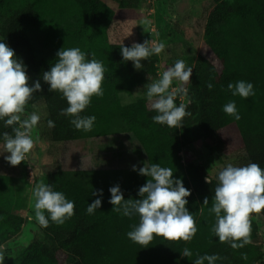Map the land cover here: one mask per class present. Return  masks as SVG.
<instances>
[{
    "label": "trees",
    "instance_id": "16d2710c",
    "mask_svg": "<svg viewBox=\"0 0 264 264\" xmlns=\"http://www.w3.org/2000/svg\"><path fill=\"white\" fill-rule=\"evenodd\" d=\"M138 0H121L112 9L103 0H0V38L11 47L26 65L29 84L39 80L43 91L33 94L29 105L41 103L46 112V129L41 136L50 142H67L130 133L141 146L148 166L158 163L171 168L174 179H182L191 192L186 207L194 217L196 232L189 242H169L155 237L146 248L133 243L127 233L139 223V216H123L112 212L108 201L109 188L119 185L125 199H139V188L148 177L138 171L55 170L41 175L40 182L51 184L74 201V215L61 225L49 220L41 227L43 240L31 241L23 250L18 264H194L204 255H218L215 264H264V251L257 243L259 228L251 217H257L264 227V212L253 213L251 243L233 249L221 243L211 231L216 217L210 213L218 181L205 182L207 170L192 162L184 174L178 172L181 137L196 123L204 133L212 152L231 154L243 151L245 160L264 169V0H217L211 10L200 56L193 68L187 88V111L181 128H169L153 122L157 115L146 99L123 104L119 95L149 84L155 77L151 56L136 70L131 61H124L121 47L113 44L107 31L114 20L135 17ZM78 47L91 60L103 62V97L93 96L81 116H95L91 131L76 130L71 117L60 115L67 101L59 92H49L42 74L50 70L62 48ZM238 81L254 85V96L247 99L233 96L228 84ZM213 85L209 90L207 84ZM235 102L240 115L235 120L223 112V106ZM181 104L176 99V105ZM55 126L50 128L48 121ZM18 126V125H17ZM12 132L0 121L2 134ZM142 168V167H140ZM139 169V168H137ZM11 181L0 176V246L19 234L25 217L21 215L22 201L7 202L12 193ZM103 190L102 197L92 192ZM209 199L203 205L204 198ZM100 198L101 207L87 214V207ZM223 214V213H222ZM47 216V213H45ZM239 243V242H237ZM184 248L192 252L181 255ZM204 264H208L207 261Z\"/></svg>",
    "mask_w": 264,
    "mask_h": 264
},
{
    "label": "clouds",
    "instance_id": "9594fccd",
    "mask_svg": "<svg viewBox=\"0 0 264 264\" xmlns=\"http://www.w3.org/2000/svg\"><path fill=\"white\" fill-rule=\"evenodd\" d=\"M164 48L163 43L146 40L143 43L134 42L131 47L123 45L121 55L124 61H131L136 70H141L144 66L142 61L152 55H159ZM56 56L57 60L50 70L43 72L42 79L49 85V92H59L67 101L68 106L61 109L59 114L71 117L70 123L76 130L91 131L95 116H81V113L90 105L93 96L103 97V62L95 59V53H92L91 60L86 59L87 54L78 47H63ZM192 71L193 68L187 67L183 60H177L174 66L163 71L158 80L144 86L147 88L150 107L157 113L152 117L153 122L169 128L182 127L183 119L191 113L186 110V104L177 106L175 99L177 95H187L188 90L184 85L191 82ZM29 80L23 61L17 58L11 47L0 42V121L4 122L6 128H12L11 133L2 134L0 155L9 153L4 159L13 167L24 162L33 149L31 132L41 119L36 112L25 116L33 94L43 91L39 80L31 85ZM173 81H178L180 87L170 91ZM207 87L212 90L213 85L208 83ZM227 87L233 96L247 99L255 95L254 85L250 82L238 81L229 83ZM222 110L235 120L241 118L234 101L224 105ZM48 126L54 127V121L49 120ZM133 171L148 177L146 184L139 188V199H125L119 185L109 188L111 198L108 202L113 206L112 212L126 217L139 216L138 225L127 233V238L142 248L148 247L155 237H162L169 242L191 241L198 229L186 207V198L191 192L184 186L182 179H174L172 169L161 167L158 163L151 166L145 164L139 169L134 165ZM217 180L212 207L209 209L216 217L211 231L219 242L229 243L233 249L242 248L251 243L250 216L264 212V169L257 163L243 167L228 164L219 172ZM205 182L211 183L208 176ZM32 195L35 220L41 227L47 228L49 220L61 225L74 215V201L68 200L62 192L54 191L51 184L40 182ZM92 195L102 197L103 190L93 191ZM101 203L100 198L89 203L87 214H94ZM208 203L209 199L205 197L203 205ZM181 255L189 258L192 252L184 248ZM218 259H221L218 255H198L194 264H204L205 261L215 264ZM0 264H4L3 255H0Z\"/></svg>",
    "mask_w": 264,
    "mask_h": 264
},
{
    "label": "rangeland",
    "instance_id": "374dc122",
    "mask_svg": "<svg viewBox=\"0 0 264 264\" xmlns=\"http://www.w3.org/2000/svg\"><path fill=\"white\" fill-rule=\"evenodd\" d=\"M112 9L119 6L121 0H103ZM217 0H138L134 9L135 17L130 20H114L108 31V40L113 44L143 43L148 40L163 43L164 50L152 55L155 63V77L160 78L163 71L174 66L177 60H183L187 67L194 68L204 42V32L211 10ZM1 42V38H0ZM151 46V45H150ZM149 83V84H150ZM147 85V84H146ZM145 86V85H144ZM138 87L119 95L123 104L138 99H147L146 87ZM180 87L173 81L172 88ZM181 103H186L185 95H177ZM175 99V103H176ZM149 101V100H148ZM36 112L41 119L32 130L34 147L24 162L10 166L4 159L9 153L0 155V176L11 181L12 193L8 203L22 201L21 215L25 222L18 235L0 246V255L4 264H18L25 247L33 240H43L40 225L35 220L33 189L40 183V176L55 170L112 171L130 170L147 165L145 154L130 133H121L104 137L79 139L67 142H50L41 133L46 129V112L43 104L27 105L25 116ZM24 117H22L23 119ZM183 147L179 153L178 172L184 174L185 167L192 162L202 165L209 179L217 180L218 174L228 164L236 167L248 165L243 151L231 154L212 152L204 133L196 123L181 137ZM251 217V216H250ZM259 228L257 243L264 251V227L257 217H251Z\"/></svg>",
    "mask_w": 264,
    "mask_h": 264
},
{
    "label": "crops",
    "instance_id": "0c3cea01",
    "mask_svg": "<svg viewBox=\"0 0 264 264\" xmlns=\"http://www.w3.org/2000/svg\"><path fill=\"white\" fill-rule=\"evenodd\" d=\"M90 139H92V138H90Z\"/></svg>",
    "mask_w": 264,
    "mask_h": 264
}]
</instances>
